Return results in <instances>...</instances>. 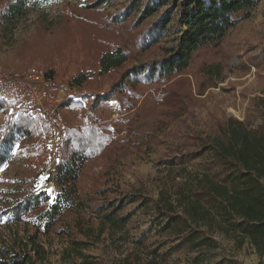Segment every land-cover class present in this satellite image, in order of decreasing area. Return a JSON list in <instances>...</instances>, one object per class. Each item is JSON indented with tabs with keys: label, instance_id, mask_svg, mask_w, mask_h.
<instances>
[{
	"label": "trees",
	"instance_id": "1",
	"mask_svg": "<svg viewBox=\"0 0 264 264\" xmlns=\"http://www.w3.org/2000/svg\"><path fill=\"white\" fill-rule=\"evenodd\" d=\"M6 1L10 14L4 16V20L8 25L22 13L17 7L19 0ZM146 1L140 14L141 0H137L124 15L101 14L99 22L77 18L78 23L68 28L73 14L65 10L63 26L70 36L75 39L73 29L82 33V38L73 43V55L69 59L75 61L84 57L82 65L86 70L73 81L85 90L77 95L68 94L52 109V118L57 117L61 106L63 109L81 107L82 117L89 119L103 105L119 97L124 114L132 112L139 118L150 117L153 128L166 132L173 123L182 121L184 125L187 122L199 97L222 81L228 68L247 71L248 64L256 69L264 67V53L242 62L225 48L229 33L248 21L262 0H176L173 7L178 10L182 35L173 47L165 49L161 59L136 63L139 57L135 51L147 54L158 49L160 44V37L154 34L153 28L143 25L157 12L152 2L159 3ZM97 7L91 5L83 10L99 15ZM171 21V14H168L153 26L162 32ZM189 76L195 83V93ZM48 78L54 79L51 70ZM108 78L110 87L103 91ZM147 87L154 88L158 96H146ZM82 100H90L89 105L86 107ZM0 103L5 107L4 102ZM256 112L262 122L254 125ZM125 121L131 123L128 118ZM211 127L213 132L209 134L197 124L180 142L168 148L167 163L171 167H184L206 153L210 160L205 171L190 176L178 191V209L171 202L155 201L156 210L168 218L170 236L185 237L192 245L216 247L219 243L214 234L221 233L234 238L240 247L251 243L261 254L264 264V96L250 99L244 120L217 118ZM127 131L126 137L117 139L105 123L65 128L58 143L59 161L51 176V181L62 187V193L53 202L46 192L31 190L12 206L8 219L16 223L26 217L29 221L32 219L36 234L1 249L0 264H44L49 252L39 236L56 232L57 225L64 219L65 229L59 234H65L70 244V248H65L66 259L85 257L83 249L93 245L95 236L100 237L106 227L113 230L126 227L132 214L122 212L137 201L135 197L139 194L132 195L129 200L130 195L123 194L119 188L95 183L86 190L78 186V181L84 165L90 160L107 158L114 163L113 168L132 150L144 149V138L155 137L152 133L132 129L130 125ZM52 133L51 123L42 116L32 117L21 111L15 116L7 112L0 126L3 144H13L18 134L26 139V157L29 166L35 168L36 176L42 172L39 167L48 163L44 142ZM6 161L0 148V168ZM86 214L91 216L86 218ZM94 219L98 220L97 226L91 225ZM150 238L151 232H145L137 241V249L114 264H170V251L147 245ZM85 261L93 264L86 257Z\"/></svg>",
	"mask_w": 264,
	"mask_h": 264
},
{
	"label": "rangeland",
	"instance_id": "2",
	"mask_svg": "<svg viewBox=\"0 0 264 264\" xmlns=\"http://www.w3.org/2000/svg\"><path fill=\"white\" fill-rule=\"evenodd\" d=\"M6 0H0V67L14 70L16 73L24 72L31 68L44 70L48 77L50 70L54 79L48 78L50 84L47 87V114L43 111H25L32 117L42 116L51 123L53 133L45 140L44 145L48 153V163L40 166L42 172L36 176L35 168L28 164L25 153L26 139L16 135L15 142L11 145L3 144L2 148L7 161L0 168V251L3 248L12 247L15 242L25 236L36 234L35 223L32 219L24 218L15 222L8 219V212L12 206L21 200L29 191L46 192L54 202L62 193V187L51 181V176L59 161L58 143L67 126H84L91 124H107L110 131L117 139L127 136L128 126L132 129L154 134L155 137L145 139L144 146L140 150H132L127 156L120 158L118 164H114L107 158L90 160L84 165L78 186L81 189H90L95 183L108 188H119L123 194L132 195L137 201L130 203L122 214H132L130 221L124 229L113 230L106 227L105 232L99 237L95 236L94 244L83 249L84 256L93 264H114L121 257H125L137 249V241L145 232H151V238L147 245L170 251V264H262L263 258L258 250L251 244L245 243L240 247L234 238L221 233H215L214 237L219 243L216 247L192 245L186 238L176 239L170 236L168 218L157 212L155 201L160 203L171 202L177 207L178 191L182 188L190 176L202 173L210 160L208 153L192 159L184 167L176 165L171 167L169 149L172 143L181 141L185 133L197 124L206 133L213 132V121L217 118L235 117L244 120L247 116V107L250 99L264 96V67L256 69L249 65L250 69H227L225 78L217 85L208 89L199 102L191 108V115L183 125L182 121L173 123L166 131L161 132L155 126L152 118L137 117L135 113H123L122 101L116 97L108 105H103L97 113L84 119L81 107L58 108L57 117L52 118V109L59 104L68 94L77 95L85 90L73 81V78L86 70L82 65L84 57L74 61L69 59L73 52V43L82 38L73 29L75 39L70 36L67 28L78 23L77 18L99 22L101 16L124 15L137 0H19L17 7L22 15L14 19L11 24L4 20V16L10 14V7ZM152 2L157 12L148 18L143 25L153 28L155 35L160 37L158 49L143 54L135 51L137 62L161 59L165 55V49L173 47L182 31L178 25L179 14L174 8L176 0H167L165 3ZM146 0H141L138 12L143 10ZM163 3V4H162ZM98 6L100 14L85 12L87 6ZM157 6V7H156ZM65 10L71 15L70 24L65 25ZM103 14V15H101ZM171 14L172 21L162 31L153 25ZM159 23V28H160ZM135 32V31H133ZM230 55L241 58L242 62L249 57L264 53V0H262L252 17L232 30L225 43ZM133 62V61H130ZM133 64V63H130ZM192 92H196L192 76ZM111 80L108 78L103 88L108 90ZM154 89V88H153ZM152 87H147L146 96H158ZM80 101L79 98L75 99ZM87 107L90 100H82ZM17 115L8 106L0 105V126L4 123L6 113ZM60 116L66 120L61 121ZM253 124L262 122L261 116L256 112ZM131 123L127 124L126 119ZM112 169V170H110ZM91 215L86 214V218ZM98 220H93L91 225L97 226ZM65 229V219L56 227V232L48 236H39L49 258L44 264H87L85 257L65 258V248L70 244L65 239V234L59 231ZM77 238H81L77 236ZM199 244V243H198ZM122 256H121V255Z\"/></svg>",
	"mask_w": 264,
	"mask_h": 264
},
{
	"label": "built area",
	"instance_id": "3",
	"mask_svg": "<svg viewBox=\"0 0 264 264\" xmlns=\"http://www.w3.org/2000/svg\"><path fill=\"white\" fill-rule=\"evenodd\" d=\"M50 84L44 70L31 68L16 73L0 67V102L13 112L43 111L47 114V87ZM1 104V103H0Z\"/></svg>",
	"mask_w": 264,
	"mask_h": 264
}]
</instances>
